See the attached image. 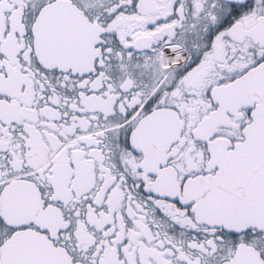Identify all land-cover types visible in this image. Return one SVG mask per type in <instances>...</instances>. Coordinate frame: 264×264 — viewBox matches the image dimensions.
<instances>
[{"label": "flooded vegetation", "instance_id": "af4514ba", "mask_svg": "<svg viewBox=\"0 0 264 264\" xmlns=\"http://www.w3.org/2000/svg\"><path fill=\"white\" fill-rule=\"evenodd\" d=\"M61 1L91 25L63 59L34 32ZM263 85L264 0H0V264H264L193 199Z\"/></svg>", "mask_w": 264, "mask_h": 264}, {"label": "water", "instance_id": "95a60500", "mask_svg": "<svg viewBox=\"0 0 264 264\" xmlns=\"http://www.w3.org/2000/svg\"><path fill=\"white\" fill-rule=\"evenodd\" d=\"M73 19H82L73 4L50 3L40 11L34 25L37 44L53 45L55 51L62 50L55 58L66 57L68 45L77 40L71 34L91 28L87 21L78 23ZM254 89L260 104L254 112V122L246 130V141L225 157L218 174L207 179L193 196L199 201V212L232 229L257 227L264 230V85ZM28 237L17 234L6 242L5 248L26 245L21 241Z\"/></svg>", "mask_w": 264, "mask_h": 264}]
</instances>
